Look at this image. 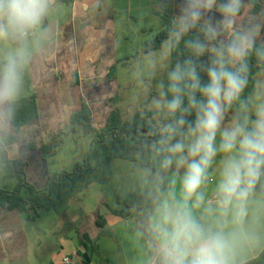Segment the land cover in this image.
<instances>
[{"label": "clouds", "instance_id": "9594fccd", "mask_svg": "<svg viewBox=\"0 0 264 264\" xmlns=\"http://www.w3.org/2000/svg\"><path fill=\"white\" fill-rule=\"evenodd\" d=\"M52 2L0 0V125L10 123ZM251 2L182 0L158 56H148L152 78L181 43L186 50L151 101L162 119L140 170L144 264H247L264 244V12L238 24Z\"/></svg>", "mask_w": 264, "mask_h": 264}, {"label": "crops", "instance_id": "0c3cea01", "mask_svg": "<svg viewBox=\"0 0 264 264\" xmlns=\"http://www.w3.org/2000/svg\"><path fill=\"white\" fill-rule=\"evenodd\" d=\"M260 1L264 4V0ZM114 2V0H74L71 19L62 26L56 24L55 34L48 39L51 41L48 49L46 46H38L33 50L24 76L28 80L27 91L35 90L38 95L40 115L38 119L20 130L18 142L10 148L9 156L20 157L28 162L27 177L38 188L45 186L52 171L49 169L48 159L42 158V152L31 151L26 145L47 143L46 141L57 133L59 128L68 125L70 115L82 105L80 95L77 100L73 99V91H78L77 87L72 85L71 80L64 79L60 73L58 48L65 41L72 42V37H105L108 31L111 34L114 28L112 15L116 10ZM181 3L182 0H174L176 12ZM55 4L57 3L53 0L51 6ZM157 6L158 3L155 4L154 10ZM259 16L251 14V6L246 7L238 24L247 23ZM209 18L216 20L220 17L218 13L213 12L209 14ZM43 22L46 31L49 27L47 16ZM67 35L72 36L71 39L68 40ZM42 37L45 38L44 34ZM261 42H264V29L261 30L257 43ZM77 47L79 51V43ZM64 96L67 98L63 99ZM104 116L108 118V114ZM11 132L10 123L0 125V141ZM143 168L145 167L139 164L134 166L127 159H117L112 163L113 177L110 181L105 184H92L83 193L75 196L70 202L69 219L63 221L64 227L60 229V233L67 231L71 233L66 234L65 239L62 240L61 251L55 252L53 248L49 250L46 263L45 261L43 263L32 250L25 229L24 214L0 206V264H66L63 261L65 257L71 259L69 264H83L78 252L85 251L81 245L84 235L91 239L88 249L92 257L91 264H144V237L142 232L136 229V219L146 216L148 208V203L142 195L144 187L140 182V170ZM3 179L7 178L0 173V181ZM123 190L128 191L123 192ZM131 193L136 194V203L132 211L140 209L134 217L132 211L128 218L115 215L103 205L108 203L114 206L118 197L126 198ZM22 195L27 197L28 194L24 195L22 192ZM44 212L50 213V211ZM48 215L53 221L52 224L60 218L59 216L56 218L51 213ZM99 215L104 216L106 220L103 228L97 225ZM38 243L39 246L43 245L41 240H38ZM263 248L264 244L251 249L247 253V261L255 258Z\"/></svg>", "mask_w": 264, "mask_h": 264}, {"label": "rangeland", "instance_id": "374dc122", "mask_svg": "<svg viewBox=\"0 0 264 264\" xmlns=\"http://www.w3.org/2000/svg\"><path fill=\"white\" fill-rule=\"evenodd\" d=\"M114 1L116 10L112 15L114 28L111 34L108 31L105 37L95 38H73L67 35L68 40L72 37V42L65 41L57 52L62 77L71 80L72 85L78 89L73 91V99L77 100L80 95L82 102L90 106L92 122L97 128L106 126L107 118L104 115L108 114L109 117L114 109L120 111L124 122L131 120L138 112L153 111L151 101L158 96L159 84L161 82L165 84L167 72L170 71L171 66L170 57L167 65H158L154 77L149 78L148 56L149 54L158 56L160 50L149 53L144 51L146 43L154 39L163 28V20L155 14L154 7L156 3H158L157 7H160L164 1ZM73 12L72 4L57 3L51 6L47 15L48 25L58 23L62 26L71 19ZM44 25L42 21L36 37L38 42L36 48L46 46L48 49L51 42L42 37L45 32ZM0 49H2L0 56L8 51V47L3 44H0ZM123 58L126 60L118 63V60ZM115 63H117V78L111 81L108 73ZM27 84L28 80L24 76L18 98L35 93L32 87L31 92L27 91ZM66 98L67 96L63 97V99ZM158 119L162 117L155 116L150 119V122L155 125ZM96 137V133L85 134L83 126L78 124L68 123L59 128L58 132L46 141L52 146V152L48 157L49 169L52 172H71L75 165L83 160ZM17 182L16 178L3 179L0 181V187L13 190ZM126 191L128 190H123V192ZM23 193L28 194V191L24 190ZM132 212L134 217L140 209ZM50 213L59 218L55 211L51 210ZM50 213L43 211L34 218L24 214L29 243L35 255L43 263L44 261L46 263L50 249L53 248L55 252L62 250L60 247L62 240L65 239L66 234L71 233V231L60 233V229L64 227L63 221L59 218L55 224H52L53 221L48 215ZM38 240L43 242L42 246H39Z\"/></svg>", "mask_w": 264, "mask_h": 264}, {"label": "trees", "instance_id": "16d2710c", "mask_svg": "<svg viewBox=\"0 0 264 264\" xmlns=\"http://www.w3.org/2000/svg\"><path fill=\"white\" fill-rule=\"evenodd\" d=\"M55 1L70 5L74 0ZM163 1L161 6L154 10L155 14L163 20V28L154 39L146 43L144 48L146 53L161 49L162 42L167 39L170 23L177 13L174 0ZM248 2L249 0H246L247 4ZM262 12H264V4L260 0H252L251 14L260 15ZM185 56L186 50L181 43L180 48L171 56L170 70ZM123 60L126 59L118 60V63ZM202 60L206 61L207 57H203ZM256 73L257 65L253 57L250 60V82L249 87L245 90V96L252 90ZM108 75L111 81L116 80L117 63L110 68ZM165 85H167V79ZM39 115L38 95L36 93L17 98L15 110L10 120L12 132L0 141V173H3L5 178H16L18 182L13 190L0 188V206L3 208L15 210L32 218L39 216L43 211L53 210L62 221H67L71 200L92 184H105L110 181L113 177L112 163L115 160L127 159L134 166L135 164H139L141 167L150 166L144 145L146 142L155 139L151 135L154 124L150 122V119L156 116L154 111L138 112L131 120L124 122L121 119L120 111L114 109L107 118L106 126L97 128L92 122V109L88 104L82 102L81 108L70 115L69 123L83 126L85 134L96 133L97 137L84 155L83 160L78 162L71 172H51L45 186L38 188L27 177L28 162L20 157L11 158L9 150L18 142L20 130L38 119ZM26 147L31 151L40 150L44 160H47L52 152V146L48 143L41 145L29 143ZM24 190L28 191L27 197L22 195ZM135 203L136 194L131 193L126 198L118 197L114 206L108 203L103 205L111 213L128 218ZM105 224L104 216L99 215L98 227L103 228ZM90 242L91 239L84 235L81 245L85 251L78 252L82 257L83 264H91L92 262L91 254L88 252ZM247 264H264V248L255 258L247 261Z\"/></svg>", "mask_w": 264, "mask_h": 264}, {"label": "water", "instance_id": "95a60500", "mask_svg": "<svg viewBox=\"0 0 264 264\" xmlns=\"http://www.w3.org/2000/svg\"><path fill=\"white\" fill-rule=\"evenodd\" d=\"M55 32H56V23L50 24L48 29L44 33V37L49 39L55 34ZM145 223H146V216L139 217L138 219H136V229L142 232V230L145 227Z\"/></svg>", "mask_w": 264, "mask_h": 264}, {"label": "built area", "instance_id": "2783aa9c", "mask_svg": "<svg viewBox=\"0 0 264 264\" xmlns=\"http://www.w3.org/2000/svg\"><path fill=\"white\" fill-rule=\"evenodd\" d=\"M63 261H64V263L69 264L70 261H71V259H70L69 257H65V258L63 259Z\"/></svg>", "mask_w": 264, "mask_h": 264}]
</instances>
